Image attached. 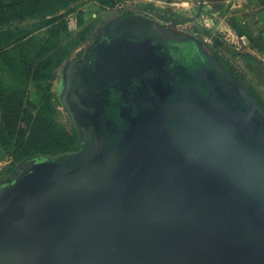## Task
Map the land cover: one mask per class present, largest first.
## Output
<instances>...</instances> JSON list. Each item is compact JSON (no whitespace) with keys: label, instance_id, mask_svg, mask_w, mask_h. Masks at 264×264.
<instances>
[{"label":"water","instance_id":"water-1","mask_svg":"<svg viewBox=\"0 0 264 264\" xmlns=\"http://www.w3.org/2000/svg\"><path fill=\"white\" fill-rule=\"evenodd\" d=\"M75 64L91 69L59 98L81 147L0 181V264H264V109L247 87L135 14Z\"/></svg>","mask_w":264,"mask_h":264},{"label":"trees","instance_id":"trees-1","mask_svg":"<svg viewBox=\"0 0 264 264\" xmlns=\"http://www.w3.org/2000/svg\"><path fill=\"white\" fill-rule=\"evenodd\" d=\"M88 0H0V160L16 161L36 155H59L78 151V135L57 119L52 81L56 70L80 47L78 34L70 28L68 15ZM115 7L116 0H97ZM132 15L122 10L118 18ZM79 10L77 25L84 23ZM44 32L43 36H38ZM247 87L264 109V96L247 86L236 68L218 50H209ZM31 83L43 85L35 112L26 106Z\"/></svg>","mask_w":264,"mask_h":264},{"label":"rangeland","instance_id":"rangeland-1","mask_svg":"<svg viewBox=\"0 0 264 264\" xmlns=\"http://www.w3.org/2000/svg\"><path fill=\"white\" fill-rule=\"evenodd\" d=\"M246 2L249 5L247 13L242 12L243 8L238 6V4L246 5ZM257 4L264 5V1L255 0V3H251L249 0H116L115 7L107 8L101 7L97 0L86 1L79 9L85 17L82 26L77 25L79 10L68 15L72 32L80 37V47L56 70L52 81L58 121L68 130L76 133L68 112L60 103L58 96L62 89L64 66L69 60L81 58L86 47L94 41L98 28L107 21L119 19L122 10L150 17L174 34L190 33L195 36L208 50H218L220 55L240 73L245 84L254 86L264 96V48L250 51L242 49L237 33L241 29L251 28L257 21L255 19ZM241 20L245 23L243 24ZM253 27L256 33H259L258 28ZM37 35L43 36L44 32H39ZM43 88V85L38 83L30 84L26 106L33 112L38 108ZM18 163L19 161L11 156L1 159L0 181L7 179Z\"/></svg>","mask_w":264,"mask_h":264},{"label":"crops","instance_id":"crops-1","mask_svg":"<svg viewBox=\"0 0 264 264\" xmlns=\"http://www.w3.org/2000/svg\"><path fill=\"white\" fill-rule=\"evenodd\" d=\"M249 2L255 3V0H249ZM245 4L246 5L238 4V6H241L243 8L242 12L247 13L248 9H249V5H248V2H246ZM255 6H256L255 10L257 13L255 19L257 21L254 22L255 25L253 24L252 27L253 26L257 27L259 30V33H256V30L254 27L253 28L252 27L251 28H245V30L241 29L240 32L239 31L237 32L239 34V39H240V42L242 44L241 45L242 49H246L248 51H250L252 49L257 50V49L264 48V9H263L264 5L257 4ZM242 23L244 24L245 22L242 21ZM261 25H262V27H260ZM257 34H259V35L257 36ZM246 45H247V47H245ZM249 45H250V47H248ZM263 56H264V54H263ZM263 60H264V58H263Z\"/></svg>","mask_w":264,"mask_h":264},{"label":"flooded vegetation","instance_id":"flooded-vegetation-1","mask_svg":"<svg viewBox=\"0 0 264 264\" xmlns=\"http://www.w3.org/2000/svg\"><path fill=\"white\" fill-rule=\"evenodd\" d=\"M89 47V46H88ZM88 47H86V51H87V49H88ZM86 51H85V53H86ZM84 53V54H85ZM84 56V55H83ZM83 56L81 57V58H83ZM81 58H75V59H73V60H69V61H67V63H66V67H64V69H63V75H67V73H68V75L71 73V72H74L75 70V68H77V67H75L76 66V61L77 60H79V59H81ZM86 68V70L88 71V69H91L89 66H86L85 67ZM77 72H79L80 74H81V71H77ZM78 73V74H79ZM76 74V73H75ZM67 75V76H68ZM71 77V76H70ZM63 87H65V83L62 81V88ZM67 87L68 86H66L65 87V92H66V95L71 99V90H67L66 91V89H67ZM62 90V89H61ZM59 96V95H58ZM60 99V98H59ZM60 103H62L61 102V100H60ZM63 105V104H62ZM64 106V105H63ZM66 109V108H65ZM67 111V110H66ZM69 115V114H68ZM69 117H70V115H69ZM70 119H71V117H70ZM71 122H72V120H71ZM72 125H73V127H74V129H75V126H74V124L72 123ZM84 126H86L85 125V122H82L81 123V127L83 128ZM75 131H76V129H75ZM77 133V132H76Z\"/></svg>","mask_w":264,"mask_h":264},{"label":"bare ground","instance_id":"bare-ground-1","mask_svg":"<svg viewBox=\"0 0 264 264\" xmlns=\"http://www.w3.org/2000/svg\"><path fill=\"white\" fill-rule=\"evenodd\" d=\"M75 67H77V68L74 69L75 71L72 74L73 75L72 79H75L80 74V73L78 74L77 71H84V69H85V67H81V66H75ZM62 81H63V78H62L61 82ZM73 96L76 97V92H74Z\"/></svg>","mask_w":264,"mask_h":264}]
</instances>
